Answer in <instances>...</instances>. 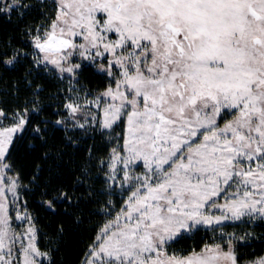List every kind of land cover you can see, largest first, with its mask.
Instances as JSON below:
<instances>
[{
	"label": "snow or ice",
	"instance_id": "snow-or-ice-1",
	"mask_svg": "<svg viewBox=\"0 0 264 264\" xmlns=\"http://www.w3.org/2000/svg\"><path fill=\"white\" fill-rule=\"evenodd\" d=\"M13 18L0 264H58L63 224L44 231L32 201L98 221L78 264H264L242 251L264 241V0H0ZM88 140L73 182L57 179Z\"/></svg>",
	"mask_w": 264,
	"mask_h": 264
},
{
	"label": "trees",
	"instance_id": "trees-1",
	"mask_svg": "<svg viewBox=\"0 0 264 264\" xmlns=\"http://www.w3.org/2000/svg\"><path fill=\"white\" fill-rule=\"evenodd\" d=\"M16 20L13 18L12 22H9L6 19H0V29L4 32V34H15L16 31ZM15 76L10 79H14ZM82 80H87L89 82V86L91 88H96L101 86L102 81L98 76H94L91 72H85ZM10 84L5 85L3 87H9ZM49 89H53L54 85H47ZM9 99V98H6ZM87 139V138H86ZM57 144L59 143V139L57 138ZM93 143L92 140H88L87 143L81 145V151L76 156V158L70 162L65 163L63 166V170L61 175L56 177L57 179L64 180L68 183H72V171L78 166L83 159V149L89 147ZM95 143L99 144V141H95ZM65 161L68 160V154H71L73 149H66ZM40 153L39 152H30L27 146V142L21 143L17 145V150L13 152V158L19 162H22L26 166V171L30 170L31 164L38 160ZM32 208L35 214L39 218V222L43 227L44 231L51 232L54 231L56 225L58 223L63 224L65 229L64 243L61 246L60 252L57 254L58 264H78L80 261L85 248L89 242L90 237L92 236V228L98 222L96 219L92 220V223L89 224L87 221L81 225H77L74 222L75 213L71 208L68 209L67 212L64 211V208L61 207L57 210L55 215L47 212V210L40 208L35 201L31 202ZM255 227L256 235L259 237L264 235V226H253ZM229 231H241L240 229H228ZM44 242L42 241V244ZM189 245L195 246L193 242H188L187 244H181L178 247L185 248ZM244 255L246 257H251L252 253H256L257 255L264 254V241L257 239L252 243L251 247L242 249Z\"/></svg>",
	"mask_w": 264,
	"mask_h": 264
}]
</instances>
